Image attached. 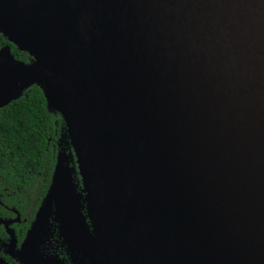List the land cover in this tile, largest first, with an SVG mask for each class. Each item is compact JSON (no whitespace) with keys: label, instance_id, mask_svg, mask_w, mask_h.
Segmentation results:
<instances>
[{"label":"water","instance_id":"water-1","mask_svg":"<svg viewBox=\"0 0 264 264\" xmlns=\"http://www.w3.org/2000/svg\"><path fill=\"white\" fill-rule=\"evenodd\" d=\"M0 33V108L39 86L81 177L59 150L10 256L264 264V0H0Z\"/></svg>","mask_w":264,"mask_h":264},{"label":"trees","instance_id":"trees-1","mask_svg":"<svg viewBox=\"0 0 264 264\" xmlns=\"http://www.w3.org/2000/svg\"><path fill=\"white\" fill-rule=\"evenodd\" d=\"M3 46H8L18 60H29L27 52L18 50L0 33V48ZM61 149L72 157L69 166L74 168L73 180L81 189L65 123L59 113L47 109L42 89L32 85L18 99L0 108V218L16 216L14 210L19 213L21 222L12 225L19 242L50 188L57 152ZM6 237L0 225V241ZM51 250L67 259L57 235L52 239ZM5 258L10 264H19Z\"/></svg>","mask_w":264,"mask_h":264},{"label":"flooded vegetation","instance_id":"flooded-vegetation-1","mask_svg":"<svg viewBox=\"0 0 264 264\" xmlns=\"http://www.w3.org/2000/svg\"><path fill=\"white\" fill-rule=\"evenodd\" d=\"M16 215V214H15ZM16 216H14V217H11V218H8V219H14ZM21 222V218H20V215H19V220L18 221H16V222H13L11 225H10V228L11 229H13V231H14V233H15V229L12 227V225L13 224H17V223H20ZM32 222V221H31ZM31 224V223H30ZM4 227V226H3ZM29 227H30V225H29ZM29 227H28V229H29ZM5 229V228H4ZM27 229V230H28ZM27 230H26V232H25V235H26V233H27ZM52 230H53V232H52V236L48 239V240H46V242L43 244V247L41 248V250L43 251V252H46V254H49V255H51V254H55V252L54 251H52L51 250V245H52V239L55 237V235H57L58 237H59V239H61V243H62V238L59 236V234H58V232H57V229L53 226V228H52ZM6 232V231H5ZM6 234H7V232H6ZM25 235H24V237L22 238V240L19 242L18 241V239H17V237H16V239H17V244H16V248H19L20 247V244H21V242L23 241V239L25 238ZM15 236H16V233H15ZM8 239H9V237H8V234H7V237L5 238V239H3L2 241H0V250L2 251V254L3 255H0L1 257H3L6 261H7V259L5 258V256H7V257H10L11 259H13L14 261H16L17 263H19V264H23V263H21L20 261H18L16 258H14L13 256H10V254L7 252V247H6V244H7V242H8ZM62 245H63V243H62ZM64 246V245H63ZM64 248H65V252H66V254H67V259H63L64 260V262L66 263V264H73L72 263V260H73V255H71L70 253H68L67 251H66V247L64 246ZM5 255V256H4ZM8 263H9V261H7ZM10 264V263H9Z\"/></svg>","mask_w":264,"mask_h":264}]
</instances>
